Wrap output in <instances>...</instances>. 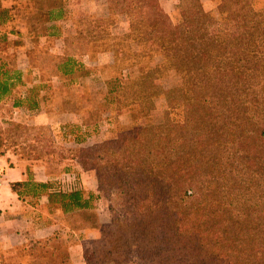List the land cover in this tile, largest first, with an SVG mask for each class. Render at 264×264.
<instances>
[{"label": "trees", "instance_id": "trees-1", "mask_svg": "<svg viewBox=\"0 0 264 264\" xmlns=\"http://www.w3.org/2000/svg\"><path fill=\"white\" fill-rule=\"evenodd\" d=\"M31 1L32 30L46 34L64 9L59 0ZM158 1L112 2L130 37L161 57L139 68L133 101L152 105L163 91V123L135 125L78 149L82 164L96 169L100 190L121 196V214L103 226L91 211L93 194L56 191L50 181L29 177L11 189L23 201L56 199L64 214H86L75 229L96 233L86 248L92 264H264V8L220 0L212 13L201 0H183L174 23ZM66 59L64 74L86 75L83 63ZM167 71L179 72V87L157 83ZM12 80L0 63V101ZM177 109L183 114L175 119Z\"/></svg>", "mask_w": 264, "mask_h": 264}, {"label": "rangeland", "instance_id": "rangeland-1", "mask_svg": "<svg viewBox=\"0 0 264 264\" xmlns=\"http://www.w3.org/2000/svg\"><path fill=\"white\" fill-rule=\"evenodd\" d=\"M112 1L59 0L65 13L63 28L67 36L63 41L51 39L47 44H43L44 39L35 40L37 45L28 54L31 66L25 78L21 75V81L13 56L0 35V63H5L14 77L11 94L0 101V154L22 160L27 167L26 179L36 180L41 170L47 178L36 181H50L56 191L80 190L87 198L93 194L91 211L103 226L121 214L123 200L115 190L104 191L106 187L100 190L96 169L82 164L83 154L78 149L114 139L120 131L135 125H160L166 110L163 91L154 96L152 105L133 101L140 90L134 84L140 75L139 68L145 71L160 63L161 57L151 53L148 45L130 37V24ZM158 2L174 23L180 22L183 0ZM201 2L205 11L213 13L220 0ZM253 5L263 9L264 0H253ZM21 9L30 17L35 14L29 4H22ZM66 56L83 63L86 75L64 74L69 68ZM157 77L164 90L181 85L177 71ZM15 103L21 106L15 107ZM181 110L177 109L172 116L179 118ZM76 135L80 136L79 141H75ZM35 167H39L36 172ZM0 177L3 178V173ZM21 201L24 215L38 224L55 223L57 234L45 239L36 234L26 235L23 241L16 235H1L0 264L93 263L88 241L96 233L91 229H75L86 214H64L56 199L51 205L47 199L32 197ZM86 248L90 251L86 252Z\"/></svg>", "mask_w": 264, "mask_h": 264}, {"label": "crops", "instance_id": "crops-1", "mask_svg": "<svg viewBox=\"0 0 264 264\" xmlns=\"http://www.w3.org/2000/svg\"><path fill=\"white\" fill-rule=\"evenodd\" d=\"M22 4L24 6L29 4L31 9H34L31 0H0V35L7 46V50L13 56L14 65L18 71V80L20 81L21 75L22 78H25L26 71L31 66L28 54L31 48L36 47L37 42L35 40L42 41L44 39L43 44H47L51 39L63 41L67 36L65 28H63L65 13L60 21L48 24L49 31L45 34L32 30V19L21 9ZM53 25L59 27L58 34L54 33ZM10 77L14 78L11 75ZM37 168L39 167H35L34 171ZM0 169L3 173L0 182V241H2L1 235L6 234L8 236H19L18 238L21 237L22 241L26 235L36 234L35 236L40 239L53 235L57 225L45 222L38 224L34 219L24 215V203L19 200L11 189L12 183L26 179L27 167L24 162L14 155L0 154ZM46 178V174L41 170L36 176V180L40 181H44ZM43 199L45 200L46 197ZM31 231H33V234ZM5 245L8 246L7 243Z\"/></svg>", "mask_w": 264, "mask_h": 264}, {"label": "built area", "instance_id": "built-area-1", "mask_svg": "<svg viewBox=\"0 0 264 264\" xmlns=\"http://www.w3.org/2000/svg\"><path fill=\"white\" fill-rule=\"evenodd\" d=\"M1 174H2V170L0 169V176H1ZM0 182H1V177H0Z\"/></svg>", "mask_w": 264, "mask_h": 264}]
</instances>
